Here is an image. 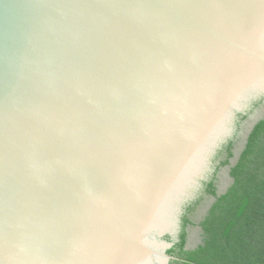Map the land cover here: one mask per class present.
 Listing matches in <instances>:
<instances>
[{"label":"water","instance_id":"95a60500","mask_svg":"<svg viewBox=\"0 0 264 264\" xmlns=\"http://www.w3.org/2000/svg\"><path fill=\"white\" fill-rule=\"evenodd\" d=\"M261 100L264 0H0V264H170Z\"/></svg>","mask_w":264,"mask_h":264},{"label":"trees","instance_id":"16d2710c","mask_svg":"<svg viewBox=\"0 0 264 264\" xmlns=\"http://www.w3.org/2000/svg\"><path fill=\"white\" fill-rule=\"evenodd\" d=\"M223 171L229 182L219 192ZM180 225L170 264H264V100L238 116L234 136L218 150ZM196 229L198 243L188 247Z\"/></svg>","mask_w":264,"mask_h":264},{"label":"rangeland","instance_id":"374dc122","mask_svg":"<svg viewBox=\"0 0 264 264\" xmlns=\"http://www.w3.org/2000/svg\"><path fill=\"white\" fill-rule=\"evenodd\" d=\"M199 232H200V230L197 229V238H198V240H199Z\"/></svg>","mask_w":264,"mask_h":264}]
</instances>
